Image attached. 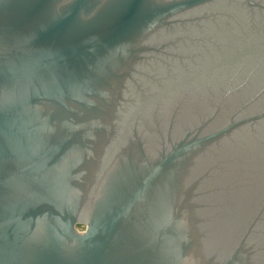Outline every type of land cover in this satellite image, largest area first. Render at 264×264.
<instances>
[{"label": "water", "instance_id": "1", "mask_svg": "<svg viewBox=\"0 0 264 264\" xmlns=\"http://www.w3.org/2000/svg\"><path fill=\"white\" fill-rule=\"evenodd\" d=\"M0 264H264V0H0Z\"/></svg>", "mask_w": 264, "mask_h": 264}, {"label": "rangeland", "instance_id": "2", "mask_svg": "<svg viewBox=\"0 0 264 264\" xmlns=\"http://www.w3.org/2000/svg\"><path fill=\"white\" fill-rule=\"evenodd\" d=\"M80 231H82L83 229L82 228H79Z\"/></svg>", "mask_w": 264, "mask_h": 264}]
</instances>
